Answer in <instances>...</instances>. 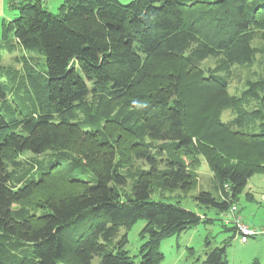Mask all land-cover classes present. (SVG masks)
Segmentation results:
<instances>
[{"label":"trees","instance_id":"16d2710c","mask_svg":"<svg viewBox=\"0 0 264 264\" xmlns=\"http://www.w3.org/2000/svg\"><path fill=\"white\" fill-rule=\"evenodd\" d=\"M247 1L64 0L56 13L42 0L11 1L17 15L3 33L12 31L23 50L44 56L45 71L25 63L32 111L18 119L7 117L0 106V264H90L94 255L101 257L100 264H159L160 241L201 218L178 204L150 198L157 172L151 154L155 141L204 157L218 194L201 190L193 197L199 205L224 212L236 204L249 177L264 174V63L261 93L251 90L253 83L242 93L258 99L260 107L228 122L211 115L240 99L229 95L228 80L218 72L250 64L254 48L245 31L252 24L264 30V0L251 6ZM209 57L218 62L204 74L199 66ZM2 87L0 81V101L6 97ZM88 95L108 107L117 103L123 116H105V125L98 127ZM77 111L83 119H70ZM243 114L262 118L258 131L231 129L243 124ZM132 118L147 143L127 125ZM63 149L79 155L76 164L92 182L83 181L72 193L43 197L38 205L44 212L38 216L15 211V204L29 202L36 191L34 183L11 185L4 160L24 151ZM131 155L150 168L140 171L132 193L122 198L120 168ZM158 174L165 188L193 185L181 158H169ZM139 219L146 221L139 232L146 237L139 261L122 249L126 234L116 250H105L119 226ZM78 224L88 231L77 230ZM234 236L205 251L199 264H229L226 245Z\"/></svg>","mask_w":264,"mask_h":264},{"label":"rangeland","instance_id":"374dc122","mask_svg":"<svg viewBox=\"0 0 264 264\" xmlns=\"http://www.w3.org/2000/svg\"><path fill=\"white\" fill-rule=\"evenodd\" d=\"M48 2L47 8L49 11L58 12L60 4L64 0H45ZM126 3L130 0H119ZM258 0H248L249 6L253 5ZM14 8H6L0 11V81L3 85L6 97L0 101V106L3 108V113L9 116H16L18 119L28 111H32L33 102L29 92L28 85L25 80V63L32 65L37 71H45L42 59L44 56L33 51H25L16 42L13 37V32L3 33V27L9 23L17 12ZM263 29L248 26L245 31L251 46L254 48L253 59L250 64H232L228 72H218L219 75L225 76L228 80L227 92L229 95L240 97L237 105L225 107L221 111H215L211 117L219 118L222 122H228L235 118V115H240L242 111H251L260 107L258 99L250 95L242 96V93L250 87L249 83H253L251 90H259V81L262 76V66L264 63V37ZM218 62V58L209 57L200 66L203 73L207 74V69H212ZM198 97V96H197ZM201 97V96H200ZM87 101L92 105V111L97 115L98 127L102 128L105 125V116L109 118H117L123 116L119 111L117 103L111 107L105 103H99L92 95L87 96ZM108 107V108H107ZM17 111H20L17 113ZM244 122L240 126L233 125L231 129L239 131H258L262 118H251L244 115ZM83 112H74L70 119H83ZM190 119V118H189ZM128 126L133 127L136 133L141 135L140 141L148 142L147 135H142L138 129V121L130 119ZM93 131V130H92ZM151 154L154 157L156 171L153 178V189L150 198L171 202L174 205L178 204L183 208H188L199 214L201 221L196 225L181 231L178 234H172L164 237L160 241L159 251L163 254L159 264H199L203 258L204 252L220 246L227 240L228 237L235 233V228L225 225L223 222L224 215L217 211L216 208L210 206L199 205L194 200L196 195L201 190L216 193L218 182L215 180L213 172L208 167L202 155H185L175 149L173 144L155 141L151 144ZM79 155L74 153L72 149L63 150H48L40 154H33L29 151H24L13 156H9L4 160L5 167L9 172L10 183L14 186H24L29 183H34V191L36 193L31 196V200L25 201L21 205L15 204L13 209L17 211L21 209L26 215L38 216L44 210L39 207V202H42L43 197H54L57 195L72 193L80 188V183L83 181L92 182V177L80 165L76 164V158ZM127 163H121V172L125 176L123 185L117 189L122 198H126L132 193V187L136 178L142 169H149L147 162L141 159L129 157ZM169 158H181L187 165L188 170L193 176V185L191 188L184 190L178 188H165L161 186L160 175L166 166V161ZM60 163L62 167L57 164ZM54 164V165H52ZM52 165L47 171L45 167ZM77 169L69 170V166ZM64 172V174H63ZM66 174V175H65ZM78 187V188H77ZM236 202L239 216L245 224L254 228H264V174L256 172L249 177L247 184L241 190ZM144 219L137 220L133 225L119 226L117 235L113 242L105 247V250H116L118 240L126 234L127 241L122 246L126 255L134 260L139 261L141 245L146 240V237L140 236L142 228L145 225ZM77 230L87 232L85 224H78ZM239 237L235 235L230 243L226 245V258L229 264H264V235L248 238L249 243L242 244L239 242ZM122 252V250H121ZM101 257L94 255L90 264H100Z\"/></svg>","mask_w":264,"mask_h":264},{"label":"built area","instance_id":"2783aa9c","mask_svg":"<svg viewBox=\"0 0 264 264\" xmlns=\"http://www.w3.org/2000/svg\"><path fill=\"white\" fill-rule=\"evenodd\" d=\"M222 213L224 215V224L235 228V235L239 237L238 239L240 243L244 244L249 240L248 238L264 235V228L250 227L243 222V219L238 214V209L235 204L230 205V207Z\"/></svg>","mask_w":264,"mask_h":264},{"label":"crops","instance_id":"0c3cea01","mask_svg":"<svg viewBox=\"0 0 264 264\" xmlns=\"http://www.w3.org/2000/svg\"><path fill=\"white\" fill-rule=\"evenodd\" d=\"M11 1L13 0H0V11L2 13V11H4L6 8H9L10 9V4H11ZM43 1V4L48 5V2H46L45 0H42ZM244 222V221H243ZM245 223V222H244ZM229 226V225H228ZM249 241V240H248ZM248 241H246V243L244 244H247L249 243Z\"/></svg>","mask_w":264,"mask_h":264}]
</instances>
